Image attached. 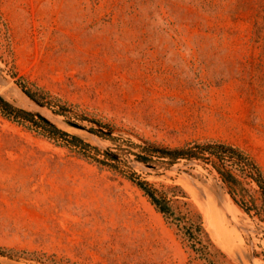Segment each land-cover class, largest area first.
<instances>
[{
  "label": "rangeland",
  "instance_id": "obj_1",
  "mask_svg": "<svg viewBox=\"0 0 264 264\" xmlns=\"http://www.w3.org/2000/svg\"><path fill=\"white\" fill-rule=\"evenodd\" d=\"M0 13L11 39L0 95L93 158L0 115V248L11 252L0 264H264V221L211 164L137 160L144 141H219L264 170V0H0ZM130 176L183 194L181 214L200 216L214 245L209 260ZM212 204L229 223L219 211L214 226L201 207Z\"/></svg>",
  "mask_w": 264,
  "mask_h": 264
},
{
  "label": "trees",
  "instance_id": "obj_2",
  "mask_svg": "<svg viewBox=\"0 0 264 264\" xmlns=\"http://www.w3.org/2000/svg\"><path fill=\"white\" fill-rule=\"evenodd\" d=\"M0 48L11 52V39L8 24L1 13ZM13 75L17 77L16 74ZM17 81L31 99L44 105L42 100L39 99L32 90H29L25 86L21 78ZM61 107L64 109L63 106ZM0 115L22 126L28 124L37 125V128L40 127L44 131L45 134L43 135L47 139L54 141L58 145L78 150L84 157L93 159L85 154L90 145L85 143L80 137L60 129L58 126L48 122L40 116L37 120L35 114L14 105L2 95H0ZM93 122L99 124L98 121ZM91 131L95 132V130ZM143 149L145 150L144 153L137 156V160L143 164L150 165L153 163L155 156L168 159L171 164L182 159L202 160L205 163L211 164L222 177L223 181L228 185L231 194L234 197L240 195L243 201L241 205L242 208L248 212L255 211L264 221V170L241 148L219 141H207L203 143L194 142L174 148L160 146L150 141H144ZM129 179L144 192L156 211L162 214L170 225L175 227L177 234L184 239V241L189 243L191 249L200 254L204 259L209 260L214 245L203 227L200 216L197 221H194L187 220V217L181 214L183 211H181V206L178 203H180L179 197L183 196V194L180 195V192L172 190L170 198L167 193L155 188L148 181L139 180L131 176ZM253 186L257 189H254ZM252 191L257 192L259 197L255 198L251 193ZM172 198L175 199L173 200ZM0 255L11 257V252L0 248Z\"/></svg>",
  "mask_w": 264,
  "mask_h": 264
},
{
  "label": "bare ground",
  "instance_id": "obj_3",
  "mask_svg": "<svg viewBox=\"0 0 264 264\" xmlns=\"http://www.w3.org/2000/svg\"><path fill=\"white\" fill-rule=\"evenodd\" d=\"M225 194V193H224ZM210 197V196H209ZM226 197V196H225ZM211 201V200H210ZM224 205H228V202L226 200L223 201ZM202 204V203H201ZM219 205V204H218ZM202 209L205 211V213L208 215L209 219L212 221V223L214 224V226L216 227L217 226V218L219 217V214L218 212L220 211L221 215L223 216V218L227 221V218L225 216V211H215L216 210V205L215 204H212V205H209V206H205V205H201ZM233 211L235 212L234 208L232 207ZM233 212V213H234ZM218 214V216H217ZM239 221L242 222V219H239V217H237ZM252 220V219H251ZM229 223V221H227ZM224 223V222H223ZM220 225V224H219ZM218 225V226H219ZM252 226V225H251ZM221 227V226H220ZM218 228V227H217ZM226 228V227H225ZM219 229V228H218ZM228 230V229H227ZM228 233L233 236V237H239V233L238 231L233 228L232 231H228ZM240 244V243H239ZM242 245V244H241ZM233 247V246H232Z\"/></svg>",
  "mask_w": 264,
  "mask_h": 264
},
{
  "label": "water",
  "instance_id": "obj_4",
  "mask_svg": "<svg viewBox=\"0 0 264 264\" xmlns=\"http://www.w3.org/2000/svg\"><path fill=\"white\" fill-rule=\"evenodd\" d=\"M27 95V94H26ZM28 96V95H27ZM29 97V96H28ZM30 98V97H29ZM31 99V98H30ZM32 101H34L33 99H31ZM34 102H36V101H34ZM37 104H39V105H41L42 106V104L41 103H38V102H36ZM31 112V111H30ZM33 113V112H32ZM34 114V113H33ZM40 117H42V118H44L43 116H41V115H39ZM45 120H47L46 118H44ZM48 122H50L49 120H47ZM50 123H52V122H50ZM64 123L67 125V126H70V127H73V128H76V129H80V130H86V128L84 127V126H82V125H80V124H78V123H76V122H73V121H70V120H64ZM52 124H54V123H52ZM55 125V124H54ZM57 126V125H56Z\"/></svg>",
  "mask_w": 264,
  "mask_h": 264
}]
</instances>
